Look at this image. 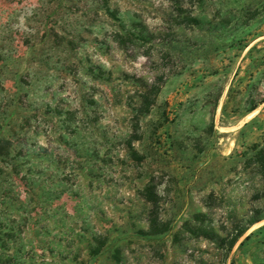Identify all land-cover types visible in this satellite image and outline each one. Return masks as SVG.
Segmentation results:
<instances>
[{
  "label": "rangeland",
  "instance_id": "374dc122",
  "mask_svg": "<svg viewBox=\"0 0 264 264\" xmlns=\"http://www.w3.org/2000/svg\"><path fill=\"white\" fill-rule=\"evenodd\" d=\"M0 264H264V0H0Z\"/></svg>",
  "mask_w": 264,
  "mask_h": 264
},
{
  "label": "bare ground",
  "instance_id": "6f19581e",
  "mask_svg": "<svg viewBox=\"0 0 264 264\" xmlns=\"http://www.w3.org/2000/svg\"><path fill=\"white\" fill-rule=\"evenodd\" d=\"M251 115H252V113H251V114H249L248 116H251ZM248 116H247V117H248Z\"/></svg>",
  "mask_w": 264,
  "mask_h": 264
}]
</instances>
